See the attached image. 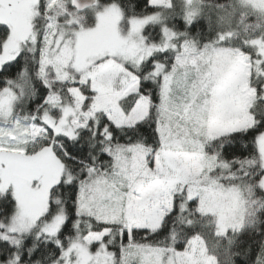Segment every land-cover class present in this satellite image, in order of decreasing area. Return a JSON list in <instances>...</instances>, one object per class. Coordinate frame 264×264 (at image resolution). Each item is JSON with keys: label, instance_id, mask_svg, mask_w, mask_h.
<instances>
[{"label": "snow or ice", "instance_id": "1", "mask_svg": "<svg viewBox=\"0 0 264 264\" xmlns=\"http://www.w3.org/2000/svg\"><path fill=\"white\" fill-rule=\"evenodd\" d=\"M0 264H264V0H0Z\"/></svg>", "mask_w": 264, "mask_h": 264}]
</instances>
